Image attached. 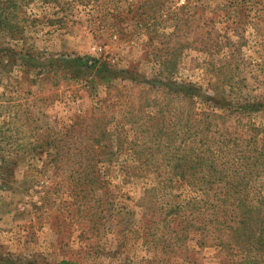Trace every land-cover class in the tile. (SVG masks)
I'll return each instance as SVG.
<instances>
[{
	"label": "rangeland",
	"instance_id": "1",
	"mask_svg": "<svg viewBox=\"0 0 264 264\" xmlns=\"http://www.w3.org/2000/svg\"><path fill=\"white\" fill-rule=\"evenodd\" d=\"M234 139L264 152V0H0V264H264V174L244 225L179 175Z\"/></svg>",
	"mask_w": 264,
	"mask_h": 264
},
{
	"label": "trees",
	"instance_id": "2",
	"mask_svg": "<svg viewBox=\"0 0 264 264\" xmlns=\"http://www.w3.org/2000/svg\"><path fill=\"white\" fill-rule=\"evenodd\" d=\"M233 143L234 146H229L232 150L220 152L212 160L206 159V154L203 156L204 159H201V156L193 155L188 161L192 164L187 168L185 166L183 168L185 171L180 172L179 175L183 179H186L185 174H189L190 176L201 177L198 179L200 181L207 180L209 183L223 184V186H214L220 188L221 197L224 201L231 199L232 203L238 208L235 209L241 215L240 224L244 225L246 224L247 215V205L245 203L249 197L247 187L253 176L264 174V152L254 148V144L247 143L243 146L239 139H234ZM211 154L212 152L208 156ZM249 210L248 213L252 214L253 210ZM251 219H253V216Z\"/></svg>",
	"mask_w": 264,
	"mask_h": 264
}]
</instances>
